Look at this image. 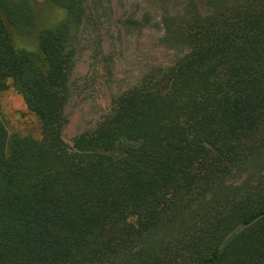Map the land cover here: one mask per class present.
Wrapping results in <instances>:
<instances>
[{
  "label": "trees",
  "instance_id": "obj_1",
  "mask_svg": "<svg viewBox=\"0 0 264 264\" xmlns=\"http://www.w3.org/2000/svg\"><path fill=\"white\" fill-rule=\"evenodd\" d=\"M48 1L66 20L0 0V91L11 81L41 123L10 136L0 99V264H264V0H163L161 40L184 53L72 146L89 0Z\"/></svg>",
  "mask_w": 264,
  "mask_h": 264
},
{
  "label": "rangeland",
  "instance_id": "obj_2",
  "mask_svg": "<svg viewBox=\"0 0 264 264\" xmlns=\"http://www.w3.org/2000/svg\"><path fill=\"white\" fill-rule=\"evenodd\" d=\"M163 0H89L78 29V54L70 70V98L66 107L64 138L69 145L77 136L96 130L112 107V101L160 66L172 64L184 51L162 42ZM169 6L170 0H167ZM36 20L54 26L66 20V11L48 0H32ZM163 14V13H162ZM150 18L145 28L129 20ZM32 29L21 33L32 41ZM2 116L9 135H38L41 123L22 95L10 85L0 91Z\"/></svg>",
  "mask_w": 264,
  "mask_h": 264
}]
</instances>
